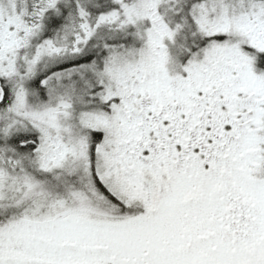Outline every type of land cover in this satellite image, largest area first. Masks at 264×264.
Segmentation results:
<instances>
[{
    "label": "snow or ice",
    "instance_id": "6c2138e0",
    "mask_svg": "<svg viewBox=\"0 0 264 264\" xmlns=\"http://www.w3.org/2000/svg\"><path fill=\"white\" fill-rule=\"evenodd\" d=\"M0 264H264V0H0Z\"/></svg>",
    "mask_w": 264,
    "mask_h": 264
}]
</instances>
